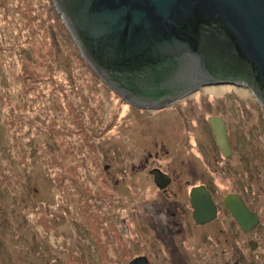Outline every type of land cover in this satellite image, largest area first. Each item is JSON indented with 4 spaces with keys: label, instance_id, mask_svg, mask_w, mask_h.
Here are the masks:
<instances>
[{
    "label": "rangeland",
    "instance_id": "obj_1",
    "mask_svg": "<svg viewBox=\"0 0 264 264\" xmlns=\"http://www.w3.org/2000/svg\"><path fill=\"white\" fill-rule=\"evenodd\" d=\"M210 87L200 100L235 89L231 95L245 100L239 107L252 106L249 125L261 151L264 108L252 92ZM128 106L86 61L53 0H0V264H125L138 252L130 237L124 258L106 249L101 229L104 164L113 156L121 169L122 149L135 154L151 139L140 129L155 136L162 124ZM232 122L239 133L242 121ZM257 184L263 188L253 200L264 214V173ZM129 226L133 235L134 221ZM255 254L264 264V248Z\"/></svg>",
    "mask_w": 264,
    "mask_h": 264
},
{
    "label": "flooded vegetation",
    "instance_id": "obj_2",
    "mask_svg": "<svg viewBox=\"0 0 264 264\" xmlns=\"http://www.w3.org/2000/svg\"><path fill=\"white\" fill-rule=\"evenodd\" d=\"M207 89L158 109L137 108L123 99L139 118L155 115L162 121L155 136L140 129L151 139L147 135L150 141L138 152L122 149L121 169L113 156L104 164L109 181L101 226L106 249L124 258L129 237L139 246L125 264L137 259L147 264H260L255 253L264 248V214L253 196L263 188L257 179L264 173V148L256 147L251 134L254 110L246 103L239 107L241 97L231 95L235 89L200 100ZM236 116L243 123L239 133L233 128ZM218 125L225 129L226 143L217 136ZM95 203L90 206L93 228L99 224ZM239 204L245 207L244 221L235 213Z\"/></svg>",
    "mask_w": 264,
    "mask_h": 264
},
{
    "label": "water",
    "instance_id": "obj_3",
    "mask_svg": "<svg viewBox=\"0 0 264 264\" xmlns=\"http://www.w3.org/2000/svg\"><path fill=\"white\" fill-rule=\"evenodd\" d=\"M53 1L86 61L137 108L226 84L264 105V0ZM236 209L244 221L245 207Z\"/></svg>",
    "mask_w": 264,
    "mask_h": 264
}]
</instances>
